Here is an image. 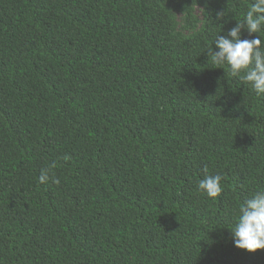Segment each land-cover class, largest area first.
<instances>
[{"label":"trees","instance_id":"16d2710c","mask_svg":"<svg viewBox=\"0 0 264 264\" xmlns=\"http://www.w3.org/2000/svg\"><path fill=\"white\" fill-rule=\"evenodd\" d=\"M254 2L0 0V264H264V95L207 55Z\"/></svg>","mask_w":264,"mask_h":264},{"label":"clouds","instance_id":"9594fccd","mask_svg":"<svg viewBox=\"0 0 264 264\" xmlns=\"http://www.w3.org/2000/svg\"><path fill=\"white\" fill-rule=\"evenodd\" d=\"M224 17V12L218 13L217 20L222 21ZM262 27H264V0H255L244 21L237 23V26L228 33L230 39L221 36L216 39L215 47L219 52L210 49L207 53L212 64L228 65L231 76L239 77L241 83L245 85H251L258 95H264V51L261 50L264 43L261 39L242 40L241 33L246 30L251 36L259 33ZM70 159L65 157L66 161ZM51 171V169L42 170L41 184L49 181ZM203 172L204 179L199 183V190L215 200L223 193L221 183L224 177L209 175L207 167ZM53 182L59 185V180ZM239 211L240 218L231 231L235 247L249 253L264 250V192L247 200Z\"/></svg>","mask_w":264,"mask_h":264}]
</instances>
